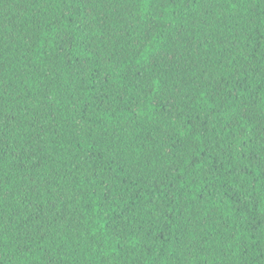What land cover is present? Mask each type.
Listing matches in <instances>:
<instances>
[{
    "label": "trees",
    "instance_id": "16d2710c",
    "mask_svg": "<svg viewBox=\"0 0 264 264\" xmlns=\"http://www.w3.org/2000/svg\"><path fill=\"white\" fill-rule=\"evenodd\" d=\"M0 264H264V0H0Z\"/></svg>",
    "mask_w": 264,
    "mask_h": 264
}]
</instances>
